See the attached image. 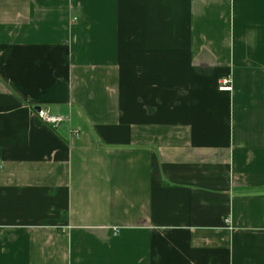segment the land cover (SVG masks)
Wrapping results in <instances>:
<instances>
[{
	"label": "crops",
	"instance_id": "0c3cea01",
	"mask_svg": "<svg viewBox=\"0 0 264 264\" xmlns=\"http://www.w3.org/2000/svg\"><path fill=\"white\" fill-rule=\"evenodd\" d=\"M0 264H264V0H0Z\"/></svg>",
	"mask_w": 264,
	"mask_h": 264
},
{
	"label": "built area",
	"instance_id": "2783aa9c",
	"mask_svg": "<svg viewBox=\"0 0 264 264\" xmlns=\"http://www.w3.org/2000/svg\"><path fill=\"white\" fill-rule=\"evenodd\" d=\"M218 89L222 91L232 90L231 80L229 76H226L219 80ZM35 113L37 117H39V119L42 121V123H44L51 129H56L62 123L69 121V117L67 115L63 113H52L48 109H43V108H39L38 110L35 109ZM78 132H79V129H75L74 131H71L72 135H77Z\"/></svg>",
	"mask_w": 264,
	"mask_h": 264
},
{
	"label": "water",
	"instance_id": "95a60500",
	"mask_svg": "<svg viewBox=\"0 0 264 264\" xmlns=\"http://www.w3.org/2000/svg\"><path fill=\"white\" fill-rule=\"evenodd\" d=\"M35 109H37V110H38V109H39V107H35Z\"/></svg>",
	"mask_w": 264,
	"mask_h": 264
}]
</instances>
